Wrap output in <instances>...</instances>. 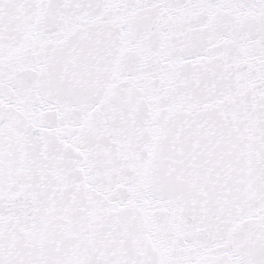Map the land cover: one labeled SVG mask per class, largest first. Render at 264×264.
Returning a JSON list of instances; mask_svg holds the SVG:
<instances>
[{"label": "snow or ice", "instance_id": "1", "mask_svg": "<svg viewBox=\"0 0 264 264\" xmlns=\"http://www.w3.org/2000/svg\"><path fill=\"white\" fill-rule=\"evenodd\" d=\"M0 264H264V0H0Z\"/></svg>", "mask_w": 264, "mask_h": 264}]
</instances>
